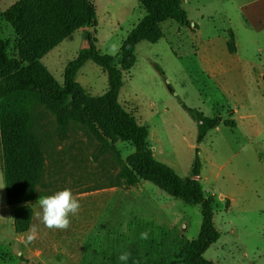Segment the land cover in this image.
I'll use <instances>...</instances> for the list:
<instances>
[{"label":"rangeland","instance_id":"rangeland-1","mask_svg":"<svg viewBox=\"0 0 264 264\" xmlns=\"http://www.w3.org/2000/svg\"><path fill=\"white\" fill-rule=\"evenodd\" d=\"M9 1H0V11L14 0ZM91 2L97 16L90 28L95 45L101 53L117 56L144 10L138 0ZM181 5L190 25L167 20L157 42L138 43L134 65L122 71L118 101L147 127L153 156L180 177L190 175L198 147L200 182L206 194L215 195L213 223L220 234L204 258L212 264H264V98L248 108L223 92L243 86L250 92L257 82L253 69L264 70V0H181ZM229 30L237 47L234 59L225 54ZM84 44L82 30L74 31L41 61L61 83L65 64ZM231 60L243 63L242 75L231 70L212 77L206 71L207 63ZM75 78L91 96L107 88L106 72L91 60ZM183 103L222 120L230 118L229 107L235 109V126L221 122L197 143L196 123ZM34 118L44 154L42 177L29 202L30 227L37 226L38 238L25 244L30 227L23 233L13 228L0 144V264H124L119 260L124 252L130 253L127 264H170L181 240L196 238L199 205L171 197L148 181L126 185L118 178L122 162L133 152L130 142L117 141L112 147L77 126L61 131L42 107ZM63 188L79 199L80 210L70 214L67 230L48 229L37 201ZM145 231L148 239H141Z\"/></svg>","mask_w":264,"mask_h":264},{"label":"trees","instance_id":"trees-1","mask_svg":"<svg viewBox=\"0 0 264 264\" xmlns=\"http://www.w3.org/2000/svg\"><path fill=\"white\" fill-rule=\"evenodd\" d=\"M138 2L144 15L122 40L117 56L101 53L95 45L96 37L90 28L96 26L97 17L91 0H17L0 11V144L6 202L13 206V228L16 233H23L31 224L33 211L29 202L36 196L44 166L42 140L34 121L35 112L42 107L52 114L61 131L77 126L106 146L117 141L130 142L133 152L122 162L118 173L126 185L148 181L171 197L199 205V232L196 238L181 240L178 249L171 253L170 264H212L203 253L220 234L213 223L214 197L205 193L199 179L198 147L190 175L180 177L153 156L147 127L118 101L122 71L134 65L137 43L157 42L163 35L161 24L167 20L179 26L190 25L181 0ZM77 29L82 30L85 44L65 64L60 83L41 58ZM226 46L230 53L235 52L231 30ZM87 60L107 75L106 90L96 96L86 93L75 78ZM182 106L196 123L197 143L221 122L235 126L233 119L206 116L184 103Z\"/></svg>","mask_w":264,"mask_h":264},{"label":"clouds","instance_id":"clouds-1","mask_svg":"<svg viewBox=\"0 0 264 264\" xmlns=\"http://www.w3.org/2000/svg\"><path fill=\"white\" fill-rule=\"evenodd\" d=\"M4 186H0L3 188ZM40 206L39 218L48 229L67 230L70 227V214L76 215L80 210L79 199L73 195L70 188L57 190L49 195L41 196L38 199ZM148 232L141 233V239H148ZM38 238V228L33 225L28 230L25 244H30ZM130 253L124 252L119 256V260L127 264Z\"/></svg>","mask_w":264,"mask_h":264},{"label":"crops","instance_id":"crops-1","mask_svg":"<svg viewBox=\"0 0 264 264\" xmlns=\"http://www.w3.org/2000/svg\"><path fill=\"white\" fill-rule=\"evenodd\" d=\"M0 1L10 2L9 0H0ZM15 1H17V0H14L13 3ZM13 3H11L10 5H12ZM247 5L251 6V4H247ZM242 7H246V4L242 5ZM254 11H255V9L252 8L251 11H250L251 16H255L256 15L254 13ZM250 27H251V25H250ZM77 30H80V29H77ZM227 39H228V37L226 35V37L224 39V42H225V50H226L227 53L225 52V54H226V56L228 58L234 59L235 56L237 55V47H236L235 39H234L235 52H233V53H230L228 51V49H227V46H226ZM137 45H138V43H137ZM206 65H207L205 67L206 71L212 77L220 76L221 74L227 73V71H231V70L234 71L233 75H235V74L242 75L243 74L242 71H241V70H243V63L238 62V61H232L231 60V61H223V62L222 61L210 62V63H207ZM253 72H254V74H256L255 79H256L257 82L255 84L256 86L253 87L250 92H248L247 89L244 88V86H243V88L241 90H237L236 92H230V91H228L226 89V87L223 90V92H225V93H227L229 95L232 94V96H234V98L238 99L242 103V105L247 106L248 108L250 107L251 104H253V102H255V101L260 102L261 99L264 98V90L261 88V85H259L261 83L264 84V70L263 69L262 70L258 69V71H256V70L253 69ZM227 97L230 98L231 96H227ZM227 111H228V114L230 115V118H226V119H232V115L236 113V110L229 107V109ZM261 131H262V128H259L258 130L257 129L253 130V132H255V134L256 133H260ZM199 179L201 180V172H200V175H199ZM207 195H213V197L215 196L213 193L212 194L210 193V194H207ZM219 196H224L225 197V195H222V194H219ZM228 199L230 200V204H231V199L230 198H228Z\"/></svg>","mask_w":264,"mask_h":264}]
</instances>
